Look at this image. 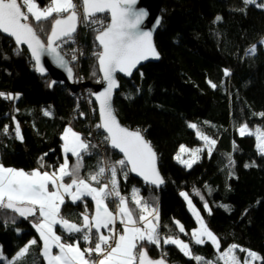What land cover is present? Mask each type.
<instances>
[{"label": "trees", "instance_id": "16d2710c", "mask_svg": "<svg viewBox=\"0 0 264 264\" xmlns=\"http://www.w3.org/2000/svg\"><path fill=\"white\" fill-rule=\"evenodd\" d=\"M16 1L44 41L53 20L74 9L36 20L24 0ZM33 1L41 9L52 2ZM160 15L154 34L159 59L140 67L130 79L118 77L114 106L120 121L140 130L154 148L164 179L161 188L133 178L122 158L108 147L91 102V88L80 86L72 92L66 84L51 85L49 76L36 74L27 51L2 34L0 164L24 171L57 169L64 160L61 133L69 126L80 135L84 148L67 154L63 181L104 184L98 173L108 163L109 172L115 173L114 183H108L116 193L103 198L111 210L115 201L123 199L137 223L141 205L156 210L153 219L159 241L138 240L136 255L144 248L151 257H164L169 264H223L216 253L235 243L243 248L241 257L250 249L264 264V150L259 151L253 134L240 130L244 126L264 131V49L260 44L264 7L248 0H161ZM108 20V14L89 20L82 17L77 34L57 43L71 62L74 82L80 85L100 81L95 36ZM71 48L79 49L78 54H70ZM197 133L215 141L210 152L200 151L186 166L178 153L182 145L203 143ZM133 189L140 201L132 197ZM189 202L216 245L194 239L197 221ZM93 208L94 199L86 195L61 203L57 214L79 225L70 232L55 225L63 242L77 240L84 248L91 233L93 246L105 245L106 239L100 241L96 229L83 225V214L91 216ZM40 219L36 205L0 204V264H47L36 227ZM109 228L106 235L111 234ZM178 241L186 245L181 247ZM25 245V251L16 256Z\"/></svg>", "mask_w": 264, "mask_h": 264}, {"label": "water", "instance_id": "95a60500", "mask_svg": "<svg viewBox=\"0 0 264 264\" xmlns=\"http://www.w3.org/2000/svg\"><path fill=\"white\" fill-rule=\"evenodd\" d=\"M83 17L108 14V23L96 34L100 49L97 65L100 81L91 84L74 82V70L59 50L57 43L77 34L80 17L70 11L56 17L46 40L36 33L16 0H0V34L24 48L41 77L49 76L50 84L68 85L72 92L80 86L91 88L98 124L108 140V147L125 162L130 175L154 188L164 185L157 154L140 130L123 124L117 116L114 98L119 79H130L140 67L155 62L159 54L154 34L161 23V0H81ZM135 264H169L164 257H151L142 248Z\"/></svg>", "mask_w": 264, "mask_h": 264}, {"label": "rangeland", "instance_id": "374dc122", "mask_svg": "<svg viewBox=\"0 0 264 264\" xmlns=\"http://www.w3.org/2000/svg\"><path fill=\"white\" fill-rule=\"evenodd\" d=\"M248 1L254 3L258 6L264 7V0H248ZM70 5H71V7L69 9L71 10V8H74L71 11H76L79 14L80 22H81L83 14H82V9H81L80 4H79V0H70ZM69 9H67V10H69ZM80 11H81V13H79ZM56 12H58V11H54L53 13H56ZM61 12H64V11H61ZM260 44H261L262 48L264 49V37L260 40ZM255 49H256V45H253L251 47V50H255ZM70 64H71V62H70ZM74 81H75V79H74ZM76 84H78V83H76ZM78 85H80V84H78ZM14 97H15V99H17L18 94H15ZM191 126L194 127L193 124H191ZM240 130L242 133L253 134L257 138V147H258L259 151L264 150V134H263L264 131L261 127H254L251 129H247L246 127L242 126L240 128ZM197 136H199V138H201V140L203 142L201 145H199L197 147H187V146L182 145L180 147V150L178 153V158L181 159V161H183V163L186 166H189L197 158V156L200 154V151L206 149L207 152H210L211 147L215 141V139L211 136H202L199 133H197ZM72 142H73L72 139L69 141V139L66 136L63 138L62 153H63V159L64 160L62 163L59 164V166H58L59 167V173L57 174L60 177V179L63 176V171L65 170V168H63V167H67V154H68V149H70L72 151L71 146H70L71 145L70 143H72ZM104 168L105 167H100L99 173H98L99 177H100V175H102V178H104V181H103L104 184L92 185L85 180H82L78 183L74 182V181L65 182L61 179V181H60L61 187L64 190H66V193L70 194L69 197H70V200H72V201H77L78 199L82 198V197L78 198L77 197L78 194H81V195L83 194V195H86L89 197H92V196L99 197L100 194L101 195L103 194V196H104V194H107L108 196H110L112 198V195L115 194L116 191L108 182L114 183L115 173L114 172H112V173L108 172V174H107V172L105 171ZM53 173L56 174V171L53 170ZM7 189L8 188L6 186L2 187L0 189V195L3 196L6 193ZM73 191H74V193H73ZM40 197L43 198L42 202L40 203L41 208L39 209L41 219L38 222V224L36 225V227L38 229L39 236L43 241V245H42L43 246V252H44V255L46 256V259L49 262V264H56L57 259H60V257L63 259V261L65 263H69V264H72L73 262H76V264H79V263L85 264V262H86V264H87L88 261H89V264H100L101 261L108 255L111 248L117 242V239L119 238V236L121 234V223L118 221V219L116 217L117 206H118L119 202H120V204L123 203V207L125 208L127 213H129V215L131 216V218L133 220V224H135L138 227V230H139L138 240L146 239V240H152L155 242L159 241L158 237L156 235L157 221L155 219H153L156 215V213H155L156 210L152 209V207L150 205H141L142 214L140 216V221L137 223L134 220L131 213L129 212V210L127 209L126 204L123 201V199H120V201L114 202L113 220L109 224V227H110L109 229L112 230L114 232V234L105 235V239H106L105 243L108 241L112 242V244L109 247L105 248L104 246H94V247L91 246L89 248H82L80 246L79 242L76 240L72 243L71 246H67V245H65L63 247L61 246L59 248V251L61 253L58 255L57 258L56 257L53 258L51 253H50V249H53V246H54L53 238H55V235H56L55 225L59 224L60 226H62L66 230L78 229L79 225L75 222L68 220V219L60 217L57 214L58 209L56 210V209H53L52 207H50L51 204H50V201L47 199V197L46 196L44 197V195H41ZM132 197L136 201H140V197H139L138 191L136 189H133ZM6 201H10V200L6 199ZM10 202H14V201H10ZM5 203L6 202H3L2 204H5ZM188 208L197 221V227H196V229H194V230H196V234L193 236L194 239L197 241L209 240L214 245H216L215 237L206 228V226H205L204 222L202 221V219L200 218V215L198 214L197 210L193 207V205L190 202L188 203ZM83 225L90 226V217L86 213L83 214ZM179 227L181 228L180 224H179ZM115 230H117L118 232H115ZM90 234L91 233H89V235ZM31 241L32 240H30L29 242H31ZM178 243L181 247H184L186 245L185 242L183 243V242L178 241ZM26 246L27 245H25L23 248H21L18 251L16 256H19L21 253H23L26 249ZM101 249L104 251L102 252ZM242 249L243 248L241 246L233 243V244H230L229 246H227L224 250L218 251L216 253V256L218 259H220V261H222L223 264H260V258H259V255L257 252L250 250V249H245V256L241 257L240 250H242ZM95 251L98 253L101 252L99 254L101 257L99 259H97L98 255H96ZM76 253L79 254V256H77ZM134 255L136 258L138 254L136 255L134 253ZM85 257L87 258L88 261H86ZM1 258H2V254L0 253V259Z\"/></svg>", "mask_w": 264, "mask_h": 264}, {"label": "crops", "instance_id": "0c3cea01", "mask_svg": "<svg viewBox=\"0 0 264 264\" xmlns=\"http://www.w3.org/2000/svg\"><path fill=\"white\" fill-rule=\"evenodd\" d=\"M24 3L26 5L27 11L36 20L50 16L54 11L61 12L71 7L70 0H52L51 6L46 9L39 8L33 0H24ZM65 136L69 139V141L71 139L73 141L72 143H70L72 151L68 149V153L71 152L73 154H76L84 148V143L81 140L79 134L73 129H71L69 126L64 127L62 130V140ZM63 168H65V170L63 171L62 178L67 173V167ZM55 171L56 174L53 173V170L46 171L33 169L31 171H24L22 169L10 168L0 164V189L4 186L8 188L3 196L0 195V204H2L3 202L7 203L10 201H14L16 203L33 204L36 205L38 209H40V203L43 200V198H41L40 196L44 195V197L46 196L47 199L50 201V207L56 210L59 209L61 203L65 199L70 200V194L66 193V190L61 187L60 181L62 178L60 179V177L57 175L59 173V167H57ZM83 196L85 195L78 194L77 197L80 198ZM91 198L94 199V208L91 216H89V227L96 229L99 234L98 237L101 241L105 239V232L106 230H108V226L113 220V210H111L107 205L106 201L103 198V194H100L99 197L92 196ZM6 199L10 201H6ZM116 217L121 223V234L117 239V242L111 248L108 255L101 261L100 264H134L136 260L134 255V248L137 243L139 234L138 227L133 224V220L129 213H127V211L123 207V203H118ZM61 228L63 227L61 226ZM75 230L64 229L65 232ZM53 241V249H50V253L53 258H57L58 255L61 253L59 251V248L61 246H71L73 243L63 242L57 231L55 238H53ZM101 243L102 242H98L96 245L100 246ZM42 253L44 255L43 246ZM76 255L79 256V254L77 253ZM44 257L46 263L49 264L45 255ZM85 259L86 261H88L86 257ZM56 264L69 263H65L60 257V259H57ZM72 264H76V262H73ZM87 264H89V261Z\"/></svg>", "mask_w": 264, "mask_h": 264}, {"label": "built area", "instance_id": "2783aa9c", "mask_svg": "<svg viewBox=\"0 0 264 264\" xmlns=\"http://www.w3.org/2000/svg\"><path fill=\"white\" fill-rule=\"evenodd\" d=\"M80 5H81V2L79 3ZM79 13H81V11L79 12ZM77 49H75V48H71V50H70V54L72 53V54H75V55H77L78 53V50L76 51ZM74 55V56H75ZM74 60H76V59H74ZM82 94V98L84 99V100H86V102H89L90 100L88 99V97L84 94V92H82L81 93ZM93 100H92V98H91V102H92ZM94 103V102H93ZM92 106V103H90V107ZM94 110L96 111V109L94 108ZM103 145H105V144H103ZM103 145L102 146H100V149L103 147ZM122 164L124 165L125 164V162L124 161H122ZM103 167H105L104 169H105V171L107 172V174H108V172H109V170H110V164H108V163H105L104 165H103ZM112 198H113V195H112ZM111 231V234H114V232L112 231V230H110ZM115 232H118L117 230H115ZM112 244V242L111 241H108V242H106L105 243V245H104V247L106 248V247H109L110 245ZM91 246H93V244H92V242H91V236L89 235V237L86 239V242H85V245H84V248H89V247H91ZM94 247V246H93ZM102 250V249H101ZM106 250V249H105ZM104 250H102V252H103ZM95 253H96V255H98L97 256V259H99L101 256L99 255L100 253H98V252H96L95 251Z\"/></svg>", "mask_w": 264, "mask_h": 264}, {"label": "flooded vegetation", "instance_id": "af4514ba", "mask_svg": "<svg viewBox=\"0 0 264 264\" xmlns=\"http://www.w3.org/2000/svg\"><path fill=\"white\" fill-rule=\"evenodd\" d=\"M81 2V0H79Z\"/></svg>", "mask_w": 264, "mask_h": 264}]
</instances>
